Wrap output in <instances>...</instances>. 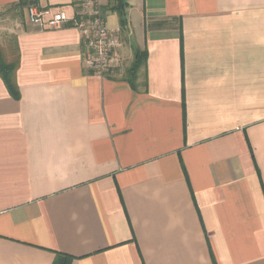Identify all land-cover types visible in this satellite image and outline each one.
<instances>
[{"label":"crops","instance_id":"0c3cea01","mask_svg":"<svg viewBox=\"0 0 264 264\" xmlns=\"http://www.w3.org/2000/svg\"><path fill=\"white\" fill-rule=\"evenodd\" d=\"M19 2L0 0L19 58V98L0 78V264H264V0H127L105 78L76 28Z\"/></svg>","mask_w":264,"mask_h":264},{"label":"built area","instance_id":"2783aa9c","mask_svg":"<svg viewBox=\"0 0 264 264\" xmlns=\"http://www.w3.org/2000/svg\"><path fill=\"white\" fill-rule=\"evenodd\" d=\"M110 0H73L77 17L70 19L59 10H42L38 6L26 7L28 21L44 30H59L67 26L76 28L82 38L84 63L89 71L105 78L122 66V30L108 25L107 8Z\"/></svg>","mask_w":264,"mask_h":264},{"label":"trees","instance_id":"16d2710c","mask_svg":"<svg viewBox=\"0 0 264 264\" xmlns=\"http://www.w3.org/2000/svg\"><path fill=\"white\" fill-rule=\"evenodd\" d=\"M37 4V0H20L19 4L15 7L24 9L29 5ZM127 0H114L109 4L107 10L117 13L120 22V28L122 31L126 29L127 26ZM147 53L137 51L135 54V64L132 69L134 75L137 74V71L146 63ZM19 67V58L14 56L11 60H8L7 55L0 49V78L5 83L9 92L13 97L19 98V92L15 81V74Z\"/></svg>","mask_w":264,"mask_h":264},{"label":"rangeland","instance_id":"374dc122","mask_svg":"<svg viewBox=\"0 0 264 264\" xmlns=\"http://www.w3.org/2000/svg\"><path fill=\"white\" fill-rule=\"evenodd\" d=\"M16 13L17 12L15 11V14ZM13 15L14 14L9 11L0 12V42H3V40L7 38L5 34L10 32L11 28L14 26L13 18H12Z\"/></svg>","mask_w":264,"mask_h":264}]
</instances>
